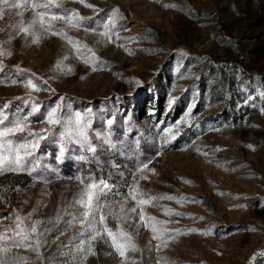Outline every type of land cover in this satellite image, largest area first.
I'll return each instance as SVG.
<instances>
[{"label": "rangeland", "instance_id": "1", "mask_svg": "<svg viewBox=\"0 0 264 264\" xmlns=\"http://www.w3.org/2000/svg\"><path fill=\"white\" fill-rule=\"evenodd\" d=\"M260 2L57 0L60 7L53 12L74 9L90 18L76 27L52 22L56 31L87 45L79 54L38 24L33 29L38 43L19 33L20 23L28 25L33 17L30 7L4 9L0 50L10 53L0 56L5 126L26 116L34 102L44 112L64 97L62 103L73 110H91L93 144L102 143L97 132L116 144L114 149L98 147L95 158L76 145L61 156L57 126L55 138L41 141L28 158L32 175L0 173V233L14 235L17 215L28 228L41 221L39 257L31 248L11 245L8 257L26 258L21 264H264V34L250 24ZM114 8L118 18L108 41L98 33ZM92 53L95 70L84 62ZM29 78L39 91L25 87ZM181 118L188 123H181L177 139L165 144L170 136L164 129ZM42 121L36 113L27 129H47ZM24 136L27 132L15 139ZM82 154L89 156L87 161L76 159ZM140 164L148 169L137 173ZM134 173L139 190L154 197L143 206L146 216L166 221L161 227L180 230L172 239L157 241L140 221V208L127 196ZM77 176L85 183L91 176L116 186L102 203L105 213H112L108 226L113 231L119 226L136 245L126 258L107 234L90 241L93 251L86 258L78 251L80 240L91 233L79 235L82 217L75 201L84 184Z\"/></svg>", "mask_w": 264, "mask_h": 264}, {"label": "snow or ice", "instance_id": "2", "mask_svg": "<svg viewBox=\"0 0 264 264\" xmlns=\"http://www.w3.org/2000/svg\"><path fill=\"white\" fill-rule=\"evenodd\" d=\"M84 0H81L83 3ZM87 7H94L93 5H86ZM30 7L33 11V17L28 25H24L23 22L20 23L18 32L24 33L26 36L32 37L33 43H38L40 36L36 34L33 30L38 24L40 29L44 33H50L52 35H59L63 39L67 40L69 44L76 49L77 53H80V48H87V45H82L80 41L74 40L72 37L68 36L63 31H56L54 29L53 21L64 20L69 25L76 27L82 21L88 20L90 18L82 17L73 10H63L64 14H58L53 12L54 8H59L60 5L57 3V0H0V15H3L5 8L7 9H20ZM97 12L101 10L96 9ZM118 8H114L108 14L106 21L102 25V30L99 31L101 37L106 38L108 41L112 40L113 30L116 28V20L118 18ZM22 15V13H18ZM85 31L96 32V28H85ZM117 36V40H119ZM89 52H92L91 49H88ZM6 53L3 50H0V56ZM84 62L86 64H92L93 70H95V65L97 63V57L95 53H92L91 56L85 58ZM59 61L57 66H59ZM21 72L27 71L23 69H18ZM72 69L69 67L68 71ZM34 77L35 74H32ZM83 78V77H82ZM12 83H16L15 80ZM44 84H47V81H43ZM139 83V82H138ZM25 87L33 90L39 91L37 83L34 82L32 78L27 79L24 82ZM54 91V90H52ZM28 99H31L29 97ZM64 97H60L55 104L49 107L46 111L41 112V106L38 103H32L31 111L28 112L23 118H17L11 121L10 125L5 126V120L7 116L0 114V173L2 172H27L29 175H32L34 169L28 166V158L33 157L34 153L40 149L41 141L55 138V133L53 129L57 126L60 127L61 131L59 137L55 138L59 146V153L62 156L66 151L69 150L70 145H76L79 147L82 153L89 154L92 158H95L98 147L103 148L107 146L109 149H114L116 144L112 142L110 136L105 135L101 136L99 132L96 133L97 139L101 140L100 145L93 144L89 130L92 126V119H90L91 110H85L82 113L79 110H73L71 104H64ZM251 99V97H250ZM27 102V101H26ZM172 101H170V104ZM191 105L189 106V112L191 111ZM36 113H41L43 116V121L49 127L47 129H41L38 132H34L27 129V123L29 122V117H32ZM185 115H188L186 113ZM107 124H112V119L106 121ZM181 123H188L183 118L176 121L175 125H172L169 128H165L164 132L168 133L170 136L169 140H166L164 143H170L173 140H176L180 135L179 125ZM173 129H176L173 134ZM27 132V136H24L23 139L17 141L15 137L17 134H23ZM30 137V138H29ZM164 145L162 144L161 147ZM159 153H157L158 155ZM59 158V157H58ZM89 158L88 155H80L76 157L77 160L87 161ZM148 169L147 164H140L136 172L142 173L144 170ZM49 171L55 172V169H50ZM36 179H43L47 182L45 177L37 176ZM146 176L141 175L140 179H146ZM77 179L84 184L83 190L78 194L79 198L76 199L75 203L79 206L81 211L79 216L82 217L79 223L81 226L80 236H85L87 233H91L88 236V239H81L78 246V251L84 254L85 258L88 254H91L93 249L90 241L97 238H102L103 234H107V237L111 240L112 246L115 251L119 254L121 258H126V252L131 249L135 250L136 245L133 243L131 236L126 232L119 229L113 231L112 228L108 226L107 217L111 215V212L105 213L104 208L107 206L102 203V199L113 189L116 188L115 185L109 184L105 180L101 179L99 181L95 180L93 177H88V182L85 183L84 180L77 176ZM139 182L135 178V173L133 174V183L128 186L127 196H130L133 200L136 201L137 206L140 208L139 219L141 222L145 223L146 227H150L151 231L155 234L154 239L161 242H166L173 237V234L179 233V229H167L161 227V225L167 223L166 221L157 220L153 216H146L144 211V205L148 204L151 200L154 199L153 196L141 192L138 187ZM117 195L119 191L117 190ZM146 197V198H145ZM165 198V197H161ZM167 199H174V197L167 196ZM121 211L123 212V206H121ZM132 213L136 212V208L129 210ZM167 212L172 210L168 209ZM180 215L181 213H176ZM31 215V214H29ZM71 219H76V213H70ZM59 218V217H58ZM71 223V220L68 221ZM41 224V221L36 220L33 222L30 228L24 226L23 218L19 215L16 216L15 228L13 236H6L0 233V264H21L22 259L26 258H11L7 256L8 246L20 247L24 246L31 248L36 252L37 256L40 255V246L41 239L39 238L42 234L37 232V226ZM97 225L101 226V229L97 228ZM188 231H199L197 229H189ZM37 238L33 240V236ZM166 246V243H165ZM159 249V244L157 245ZM159 264V262H158Z\"/></svg>", "mask_w": 264, "mask_h": 264}, {"label": "trees", "instance_id": "3", "mask_svg": "<svg viewBox=\"0 0 264 264\" xmlns=\"http://www.w3.org/2000/svg\"><path fill=\"white\" fill-rule=\"evenodd\" d=\"M250 24L254 29L264 34V0H261L258 8L254 11L253 20ZM226 48L230 49L231 46L226 45Z\"/></svg>", "mask_w": 264, "mask_h": 264}]
</instances>
